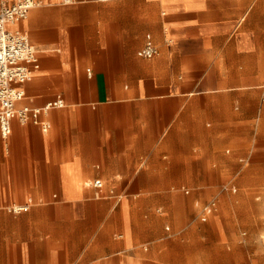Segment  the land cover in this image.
<instances>
[{
  "label": "crops",
  "instance_id": "obj_1",
  "mask_svg": "<svg viewBox=\"0 0 264 264\" xmlns=\"http://www.w3.org/2000/svg\"><path fill=\"white\" fill-rule=\"evenodd\" d=\"M36 1L0 264H264V0Z\"/></svg>",
  "mask_w": 264,
  "mask_h": 264
},
{
  "label": "built area",
  "instance_id": "obj_2",
  "mask_svg": "<svg viewBox=\"0 0 264 264\" xmlns=\"http://www.w3.org/2000/svg\"><path fill=\"white\" fill-rule=\"evenodd\" d=\"M62 1L65 4L75 2V0ZM37 4L36 0L0 1V129L4 138L11 135L15 120L21 124H40L43 130L47 131L50 124L41 117L48 114L51 108L63 106L62 99L44 106H17V103L25 96L23 85L31 72L29 63L36 65L38 50L24 32L11 26L26 19L31 9ZM156 53V47L152 42H148L143 49V55L152 57ZM89 184L102 186L99 181ZM27 208V205L10 207L13 212H20Z\"/></svg>",
  "mask_w": 264,
  "mask_h": 264
},
{
  "label": "rangeland",
  "instance_id": "obj_3",
  "mask_svg": "<svg viewBox=\"0 0 264 264\" xmlns=\"http://www.w3.org/2000/svg\"><path fill=\"white\" fill-rule=\"evenodd\" d=\"M218 197V196H217ZM263 197V196H262ZM264 198V197H263ZM219 200V198H217ZM264 200V199H263ZM264 205V203H263ZM264 211V210H263ZM200 217H204L205 220L207 219L209 221H212V219H218L219 220V217L222 219L223 217V211L221 209H218L213 215H203L200 211ZM203 227H206V229L210 232L211 228L209 227V225L207 226H203ZM197 246L198 248L200 249H209L211 248L212 246V243L211 242H199L197 243ZM246 246H248V248H250V250H253L256 248V243L255 242H247L246 243ZM194 247H196V245L194 244ZM236 249H239V245L235 247Z\"/></svg>",
  "mask_w": 264,
  "mask_h": 264
}]
</instances>
